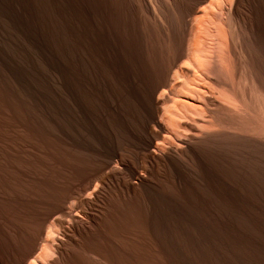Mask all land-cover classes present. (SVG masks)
<instances>
[{"label": "bare ground", "instance_id": "1", "mask_svg": "<svg viewBox=\"0 0 264 264\" xmlns=\"http://www.w3.org/2000/svg\"><path fill=\"white\" fill-rule=\"evenodd\" d=\"M177 1L186 15H197L185 22L192 29L190 48H178V57H185L195 71L179 69L175 79L166 76L149 88L159 53L142 26L144 14H150L147 0H45L44 8L34 0L15 1L16 17L30 24V31L39 33L42 25L56 23L61 58L48 67L50 75H58L56 80L53 76L44 84L26 83L33 91V113L25 111L28 101L20 93L16 112L0 113V123L11 118L16 122L14 132L0 131V202L10 200L11 192L24 207L25 218L41 215L30 227L26 219L0 213V264H42L52 255L56 264H85L84 251L105 259L109 249L102 238L108 225H122L121 216L148 220L157 215L158 226L168 231L174 218L205 226L210 211L195 197L204 186L201 174L209 171L207 155L222 162V225L236 232L240 230L233 227L253 226L256 252H264V205L256 199L258 189L264 190V137L252 127V117L237 102L232 85L210 79L214 62L202 40L215 26L223 37L221 57L236 60L225 21L252 37L264 0H235L222 21L215 19L211 2L206 10V0ZM151 3L162 28L174 26L171 14L161 12L162 0ZM246 44L241 37L237 48L250 60ZM258 84L264 89L262 81ZM210 92L229 103L222 108L227 119L214 116L207 101H200ZM193 113L202 118L181 121ZM238 121L247 125L240 127ZM25 131L38 136L45 149L26 139ZM119 144L124 147L119 149ZM26 156L34 164L28 165ZM15 179L34 191L19 183L9 187ZM213 216L220 223L219 214ZM50 227L63 228L64 239L50 241Z\"/></svg>", "mask_w": 264, "mask_h": 264}, {"label": "rangeland", "instance_id": "2", "mask_svg": "<svg viewBox=\"0 0 264 264\" xmlns=\"http://www.w3.org/2000/svg\"><path fill=\"white\" fill-rule=\"evenodd\" d=\"M15 1L0 0V113H8L10 115H13L17 110L16 96L19 93L28 101L25 111L34 112L33 99L30 97L33 91L28 85L33 83L44 84L53 76L56 80L58 75H50L48 67L50 64H57L61 58L60 29L56 23L53 20H51V24L48 22L51 28L45 24L42 25L39 33L30 31V24L17 19ZM20 1L24 4L26 2V0ZM34 2L44 8L45 0H34ZM147 2H150V14H144L142 26L146 32L149 45H152L159 53L156 60L157 63H155L157 67L156 76L147 82L146 88H149L156 81H164L166 76H173L179 69L195 71L185 57H178V48L181 44L184 45V48H190L192 29L190 31L189 26H185V22H189L197 15L191 13L186 15L184 5L182 7L177 0L175 5L169 0H162L161 12L168 16L171 14V19L174 18V20H171L174 26L171 28L164 27L163 29L161 25L163 23L158 11L154 9L151 0H147ZM210 2L214 4L211 10L215 19L222 21L229 15L235 0H206L203 5L206 10H208ZM179 9L183 10V12L177 11ZM178 13L184 15V17L180 15L182 17L180 18ZM151 16H155L157 19L154 20ZM257 16L260 25L252 37L247 33L241 35L230 21H225L223 29L226 33V40L236 48V60L234 61L229 60L223 54L221 57L219 43L223 37L216 33L215 26L210 29L211 33L202 38V40L214 62L210 79L211 77L217 78L232 85V92L237 102L252 117V127L260 137H264V89L258 84V81H262L264 85V12H258ZM241 37L247 43V49L251 56L250 60L245 58L237 48L240 45ZM34 42L36 43L34 44ZM173 79H175L174 76ZM200 101H207L206 103L209 109L213 110L214 116L220 119H227L223 114L222 108H227L229 103L214 92L208 93ZM201 118L202 116L199 113H193L183 117L181 121L193 123ZM7 121L8 123H0V131L9 134V131L14 132L15 129L12 127L16 125V122L13 118ZM245 123L238 121L240 127L243 128L247 125ZM216 130L222 132V128L217 127ZM24 136L36 147L42 150L45 149L43 141L35 134L25 131ZM123 147L124 144H119V149ZM26 158L28 165L34 164L35 160L32 157L26 156ZM206 162L210 172L206 171L203 175L201 174L204 179V186L198 190L200 197H195L193 195L195 194L194 192L188 191L192 197H195L198 205H202L210 211L209 216L205 218V226L200 228L181 218H174L171 220L172 228L168 231L158 226L157 215H151L148 220L138 216L124 220L121 219V216L120 223L122 225L118 223L108 225L106 237L102 238V242L109 249L105 253V257L103 255L105 259L93 252L83 250L84 263L264 264V252L257 253L256 246H254L253 237H255L256 229L253 226L239 225L237 227L239 229L233 227L237 231L240 230L236 232L232 230V227L222 225V162L212 155L206 156ZM15 180L16 182H9V187H15L16 183H19L34 191L28 183L18 179ZM134 181L132 180V182ZM10 195V200L0 202V213L10 218H20L22 221L26 219L27 224L29 221L30 227L36 226L41 215H28L25 218L23 214L25 212L24 207L14 199L11 192ZM256 199L259 204L264 205V190L258 189ZM51 200L52 198H50ZM90 200L93 201V197ZM45 208L47 209V206L38 212L41 211L40 213H43ZM214 213L219 214L220 223L213 216ZM49 225L50 222L48 221L46 227H49ZM50 229L53 233L49 237L50 241L55 238L64 239L62 235L63 228L50 227ZM64 229L70 230V225L64 224ZM108 237L109 239H107ZM111 239L117 245L112 244ZM53 260L54 256L52 255L43 259L41 263L56 264Z\"/></svg>", "mask_w": 264, "mask_h": 264}]
</instances>
